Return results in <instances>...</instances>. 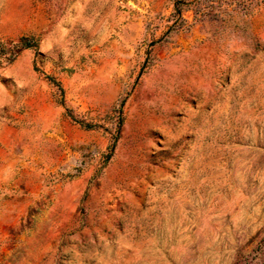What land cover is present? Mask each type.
Masks as SVG:
<instances>
[{"label": "rangeland", "instance_id": "obj_1", "mask_svg": "<svg viewBox=\"0 0 264 264\" xmlns=\"http://www.w3.org/2000/svg\"><path fill=\"white\" fill-rule=\"evenodd\" d=\"M0 264H264V0H0Z\"/></svg>", "mask_w": 264, "mask_h": 264}, {"label": "trees", "instance_id": "obj_2", "mask_svg": "<svg viewBox=\"0 0 264 264\" xmlns=\"http://www.w3.org/2000/svg\"><path fill=\"white\" fill-rule=\"evenodd\" d=\"M21 42L23 43L24 47H26V48H27V47H30V45H29V44H27L26 42H24V40H23V39L21 40Z\"/></svg>", "mask_w": 264, "mask_h": 264}]
</instances>
